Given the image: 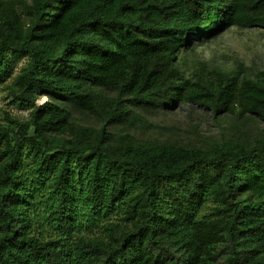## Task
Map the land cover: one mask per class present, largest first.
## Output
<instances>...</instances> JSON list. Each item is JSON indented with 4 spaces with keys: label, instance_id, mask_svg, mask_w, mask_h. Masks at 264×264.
<instances>
[{
    "label": "trees",
    "instance_id": "16d2710c",
    "mask_svg": "<svg viewBox=\"0 0 264 264\" xmlns=\"http://www.w3.org/2000/svg\"><path fill=\"white\" fill-rule=\"evenodd\" d=\"M14 1L0 0V84L26 54L7 88L29 115L0 121V264H264V129L206 146L127 131L153 126L140 104L264 122V77L176 63L192 36L264 28V0H32L27 22Z\"/></svg>",
    "mask_w": 264,
    "mask_h": 264
},
{
    "label": "rangeland",
    "instance_id": "374dc122",
    "mask_svg": "<svg viewBox=\"0 0 264 264\" xmlns=\"http://www.w3.org/2000/svg\"><path fill=\"white\" fill-rule=\"evenodd\" d=\"M16 10L21 18L28 21L27 6L32 0H15ZM8 76L0 84V121L7 123V115L27 117L28 109H23L14 102L7 86L28 60L26 54L16 57L8 55ZM176 63L185 77H193L197 73L210 76L213 69L224 73L239 72L241 77L253 79L264 77V28H243L231 26L220 30L207 40L192 36L189 43L181 47L176 56ZM103 93L114 96L116 93L104 90ZM47 97L38 99L44 103ZM73 120L99 128L101 122L94 116L81 111L74 105L68 104ZM151 127L137 125L127 129L140 142L174 143L180 145L206 146L215 141L233 140L250 142L262 134L263 120L253 114H245L238 118L236 113H223L213 116L211 110L194 102L163 107H149L142 104L134 106ZM111 131L123 132L121 125H111ZM218 203L212 199L206 203L207 210ZM219 243L216 247L220 249ZM222 262L223 257L217 258Z\"/></svg>",
    "mask_w": 264,
    "mask_h": 264
}]
</instances>
